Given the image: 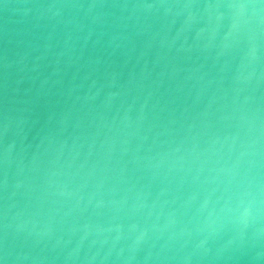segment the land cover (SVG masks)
<instances>
[{"label":"water","instance_id":"water-1","mask_svg":"<svg viewBox=\"0 0 264 264\" xmlns=\"http://www.w3.org/2000/svg\"><path fill=\"white\" fill-rule=\"evenodd\" d=\"M5 253L264 264L261 0H0Z\"/></svg>","mask_w":264,"mask_h":264},{"label":"snow or ice","instance_id":"snow-or-ice-1","mask_svg":"<svg viewBox=\"0 0 264 264\" xmlns=\"http://www.w3.org/2000/svg\"><path fill=\"white\" fill-rule=\"evenodd\" d=\"M261 4L264 5V0H261ZM4 183L6 184V179L4 181ZM6 215V213H5ZM4 240H5V247H6V239H7V224H6V221L4 223ZM0 264H7V256H6V253L4 255H0Z\"/></svg>","mask_w":264,"mask_h":264}]
</instances>
